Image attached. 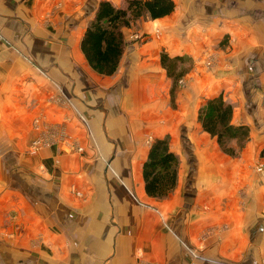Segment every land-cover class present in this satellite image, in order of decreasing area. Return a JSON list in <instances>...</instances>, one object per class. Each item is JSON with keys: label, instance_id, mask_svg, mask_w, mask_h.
<instances>
[{"label": "crops", "instance_id": "crops-1", "mask_svg": "<svg viewBox=\"0 0 264 264\" xmlns=\"http://www.w3.org/2000/svg\"><path fill=\"white\" fill-rule=\"evenodd\" d=\"M100 1L0 0V264H264V140L231 158L204 130H179V146L170 130L201 94L233 104L254 93L263 114L264 0H174L124 28L111 76L80 48ZM163 51L194 61L175 108ZM240 108L233 121L248 124ZM152 118L151 139L173 136L181 157L162 199L142 174ZM41 133L51 142L29 152Z\"/></svg>", "mask_w": 264, "mask_h": 264}, {"label": "trees", "instance_id": "trees-1", "mask_svg": "<svg viewBox=\"0 0 264 264\" xmlns=\"http://www.w3.org/2000/svg\"><path fill=\"white\" fill-rule=\"evenodd\" d=\"M174 9V0H124L121 7L101 0L80 41L81 51L90 67L101 75H114L125 53L127 40L124 28L139 19L164 17ZM191 60L188 55L171 56L166 51L161 53L162 66L172 80V103L179 79L191 68L181 69V64ZM233 117L234 106L226 102L222 94L207 98L198 109L197 120L203 130L215 137L221 150L229 156L237 155L250 139L251 133L248 124H236ZM233 142L237 143L238 151ZM260 155L264 157V148ZM179 165L180 157L171 150L170 136L155 137L142 167L146 193L159 199L167 197L178 184Z\"/></svg>", "mask_w": 264, "mask_h": 264}, {"label": "rangeland", "instance_id": "rangeland-1", "mask_svg": "<svg viewBox=\"0 0 264 264\" xmlns=\"http://www.w3.org/2000/svg\"><path fill=\"white\" fill-rule=\"evenodd\" d=\"M123 3H124V0H123ZM139 20H142V19H139ZM156 33H159V31H157ZM126 45H127V43H126ZM212 56H210V57H212ZM210 63L204 62V64H202L203 69H202V71H199L198 72L199 73L198 74L199 76H197L199 79L201 77V73H206V72L209 71V69H210ZM187 68L188 69L190 68V69L185 73V75L183 77H181L179 79L178 87L176 88L177 91H176L175 99L177 98V95H178L179 91H181V90H187L188 89V85H187L188 82H189L188 81V76H189V74L191 75V71L194 68V61L193 60H191V61H185V62H183L181 64V69H187ZM201 82L202 81H200V85L194 86V88H195L194 89V92L197 91L198 92V95L201 94V93H203V90L205 88L203 85H201ZM255 89H256V91H260V89L258 87H255ZM184 92L185 91H183V94H184ZM232 92H234L232 94L239 95V94L242 93V90H241V88L240 89H237L236 88L235 90H232ZM255 95L256 94L252 93V96L251 97H249V98H243L244 100L239 101V103H233L234 110H237L236 109L237 106L238 107L241 106L240 111H237L238 113L236 112V117L239 116L241 118V120H246L247 121V123L250 126V132L251 133H250V139L247 141V143L244 145V147L241 150L238 151V146H237V143L236 142H233L232 143L233 146L237 149L238 152H237V155L236 156H230L231 158H237V157H239L240 154L242 153L243 149L247 146V144H249V143H256V142L257 143H259V142L262 143L263 140H264V110H263V114H258L256 112H254V111H257V104H256V102L253 101L254 98H255ZM262 95L264 97V94H262ZM235 97H238L239 99L242 98V97H240V95L239 96H235ZM205 100H206V98L201 94L199 96L198 103H197L198 104L197 111H195V113H193L192 115H189V112L185 113L184 115L186 116V118L183 119L181 125H178L177 128H174V125L171 124L170 130H176V135H177V140H176L177 142H176V144L178 146H179V139L181 137L180 136L181 133H179V130H203L201 123L197 120V117H198V109L205 102ZM182 105H184V104L182 103ZM172 106L174 108L177 107L175 105V102L172 103ZM184 110L186 111V109H184ZM253 116L256 117V119ZM149 122H150V126H148V129L147 130H151V132L149 134L148 140H149V142H152L153 139H151L150 136L155 135L154 132H153V130H159V129H158V124H157V119H155V118L154 119L153 118L152 119H149ZM169 136H170V144H171L172 141H173V136H171V135H169ZM49 138L50 137H49L48 133H45V134L44 133H41L40 135H38L36 138H34L30 142L29 147H28V151L29 152H35V151H31V145H32V142L35 139H43V140H45V145H42L38 149V150H41V148H44V147H46V146L49 145V143L51 142ZM213 139H214V141H216V138L215 137H213ZM263 148H264V145H263L262 149ZM262 149H261V151H262ZM177 155L180 157L179 154H177ZM260 157H261V155H260ZM261 158H262V160L257 163V166L256 167H257V169H259L261 167L262 168L261 172H263L264 171V157H261ZM180 163H181V157H180ZM179 167H180V165H179ZM135 200L139 204L140 203L144 204V206L148 205L145 200L140 199L139 197L138 198H135ZM165 225H166V228L167 229L171 230V226L167 222V220L165 222ZM171 232H173V231L171 230ZM140 264H156V263H152V262H141Z\"/></svg>", "mask_w": 264, "mask_h": 264}, {"label": "built area", "instance_id": "built-area-1", "mask_svg": "<svg viewBox=\"0 0 264 264\" xmlns=\"http://www.w3.org/2000/svg\"><path fill=\"white\" fill-rule=\"evenodd\" d=\"M42 145H45V140H43V139H35L32 142L31 151H35L36 152ZM78 149L82 150V147H79ZM259 170H262V168L260 167Z\"/></svg>", "mask_w": 264, "mask_h": 264}]
</instances>
